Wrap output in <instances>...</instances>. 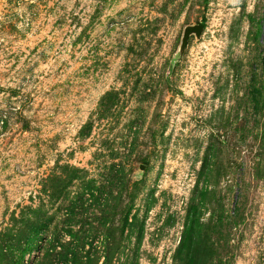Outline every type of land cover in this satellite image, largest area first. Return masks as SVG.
<instances>
[{"label": "rangeland", "instance_id": "1", "mask_svg": "<svg viewBox=\"0 0 264 264\" xmlns=\"http://www.w3.org/2000/svg\"><path fill=\"white\" fill-rule=\"evenodd\" d=\"M105 261L264 264V0H0V264Z\"/></svg>", "mask_w": 264, "mask_h": 264}, {"label": "water", "instance_id": "2", "mask_svg": "<svg viewBox=\"0 0 264 264\" xmlns=\"http://www.w3.org/2000/svg\"><path fill=\"white\" fill-rule=\"evenodd\" d=\"M202 30H203V27L200 24L187 25L183 28L181 38H180V44L178 47V53H177L178 57L182 55L188 37L190 35H193L196 39H198L201 35ZM143 169H144V166L140 165L139 170L142 171Z\"/></svg>", "mask_w": 264, "mask_h": 264}, {"label": "trees", "instance_id": "3", "mask_svg": "<svg viewBox=\"0 0 264 264\" xmlns=\"http://www.w3.org/2000/svg\"><path fill=\"white\" fill-rule=\"evenodd\" d=\"M104 264H106V261L104 262Z\"/></svg>", "mask_w": 264, "mask_h": 264}]
</instances>
